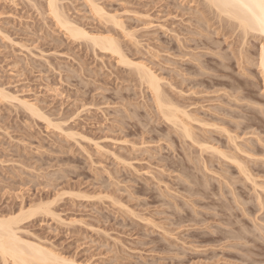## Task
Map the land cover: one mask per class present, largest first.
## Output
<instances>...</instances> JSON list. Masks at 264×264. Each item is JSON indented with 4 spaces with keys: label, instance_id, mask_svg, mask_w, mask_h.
<instances>
[{
    "label": "rangeland",
    "instance_id": "obj_1",
    "mask_svg": "<svg viewBox=\"0 0 264 264\" xmlns=\"http://www.w3.org/2000/svg\"><path fill=\"white\" fill-rule=\"evenodd\" d=\"M92 2L100 16L87 0L59 6L150 68L200 141L160 116L132 67L58 27L45 0H0V89L43 116L0 96V216L43 203L18 234L77 264H264L259 40L201 21L199 0Z\"/></svg>",
    "mask_w": 264,
    "mask_h": 264
},
{
    "label": "bare ground",
    "instance_id": "obj_2",
    "mask_svg": "<svg viewBox=\"0 0 264 264\" xmlns=\"http://www.w3.org/2000/svg\"><path fill=\"white\" fill-rule=\"evenodd\" d=\"M45 1L47 11L49 15L54 19L55 24H57L58 27H61L66 30L67 33L74 39H86L91 42V46L109 52L112 56L117 59L118 63L120 62V64L126 67L128 66L129 68L132 67L131 69L138 78V80L136 79L137 82L139 81L140 84H144V86H146L147 90L149 91L151 101L155 107V110H157L160 116L166 119L168 123L170 122L172 126H175V128H177L178 130L181 129L180 132L183 137L185 136L188 139L190 138V140H192L194 136L192 134V129L189 127L190 124L187 125V123L184 121V118L186 120L187 117H190L189 113L187 112V114L186 111L184 112V110L181 111L179 108H177V106H175L177 104H173L174 102L172 101V99H170L169 97L168 99L167 95H164L158 76L155 75V73L152 72L150 68L143 64L136 63L130 60L122 51L121 45L117 41L118 39H115L114 36H111V34H90L85 29L74 24V22H72L60 8L59 0ZM87 1L91 4L95 14L100 16V14H102V10L97 5H95L92 0ZM199 1L201 3L203 2L202 5L204 4V8L206 9H204V13H200V15L202 14L201 19H203L201 21L206 23L207 21L209 22V20L213 18L212 20L214 22L216 21L215 24H218V27H230L231 31L233 33H236V37L240 39V43H242L241 45L243 46L245 44V39L251 34H253V36L257 38V40H259L257 46V53L255 54L257 55L256 65L259 68V73L261 74L264 88V0ZM208 15H210L211 17H209ZM109 20L112 21L113 26L117 28H122V23L118 20H115L114 17L111 16ZM219 63L222 62L219 61ZM0 96L2 97V99H13L19 102L32 116L38 118L43 117L40 111H38V109L35 107V105L28 103L25 100H21L16 96H11L10 94L6 93L3 89H0ZM194 139L198 144V141L200 140L193 138V140ZM201 145L199 144L200 147ZM206 148L209 147L206 146ZM220 155H222V153H220ZM236 164V166H238L237 168H239V171L241 170L240 172L245 175V169H243L242 172V168L244 167L240 163ZM42 204H35L36 206L29 207L26 210L24 209V207H20L17 213H11L8 215L0 216V257L2 258L4 264L9 260L10 262H12V264H77L73 260H69L62 256H59L58 253L56 254V252L54 253L53 251H51V249L45 248L38 243L26 241L25 239L21 238L20 234H18V224L20 221H22L23 218L32 215L36 212L40 214L42 212L43 214L48 211V208Z\"/></svg>",
    "mask_w": 264,
    "mask_h": 264
}]
</instances>
